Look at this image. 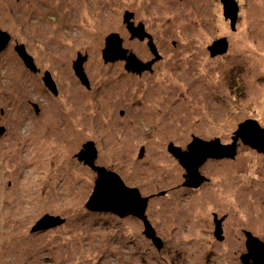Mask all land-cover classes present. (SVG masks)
Returning a JSON list of instances; mask_svg holds the SVG:
<instances>
[{
    "label": "rangeland",
    "instance_id": "374dc122",
    "mask_svg": "<svg viewBox=\"0 0 264 264\" xmlns=\"http://www.w3.org/2000/svg\"><path fill=\"white\" fill-rule=\"evenodd\" d=\"M219 1L0 0L10 35L0 55V264H240L246 232L264 242V152L240 140L233 159L208 158L207 180L187 190L169 151L194 137L231 144L247 119L264 127V0H234V25ZM126 13L162 56L151 74L103 59L112 33L141 62L152 58L148 41L130 40ZM78 54L88 87L73 70ZM89 141L96 165L149 198L160 250L140 218L85 207L97 175L76 154ZM214 214L224 217L219 238ZM45 215L64 222L32 234Z\"/></svg>",
    "mask_w": 264,
    "mask_h": 264
},
{
    "label": "water",
    "instance_id": "95a60500",
    "mask_svg": "<svg viewBox=\"0 0 264 264\" xmlns=\"http://www.w3.org/2000/svg\"><path fill=\"white\" fill-rule=\"evenodd\" d=\"M224 3L225 16L232 20V25L236 20L237 4L234 0H222ZM131 17V13H126L124 16L125 22ZM128 30L132 37L139 36L143 38L142 26L133 27L131 22H128ZM141 30L142 34H137ZM10 40V35L0 29V52L3 51ZM226 40L220 39L214 43V47L225 45ZM122 39L118 34L112 33L105 38V47L102 50L103 59L105 62L118 59H125L126 70L141 72L149 69L151 62H141L134 53L123 49L121 46ZM151 49L153 48L151 40H149ZM16 53L23 60L25 66L31 71H36L37 68L33 61V57L28 54L23 44L14 47ZM224 50L226 48H223ZM217 50V49H216ZM221 50V48H220ZM86 56L78 54V58L73 63V70L80 78V81L88 87V80L83 73L82 65ZM157 59V58H155ZM154 59V60H155ZM152 60V61H154ZM43 82L53 94H57L55 83L50 74L44 73ZM240 139L244 144L256 149L259 152H264V127H261L255 120L247 119L238 125L233 136L231 144L224 145L219 139L215 138L210 141H204L194 137L193 141L188 144L187 150L173 146L169 147V151L178 158L180 164L185 169L184 185L191 188L198 187L207 178L201 175L199 167L208 159L234 158L237 154V140ZM97 150L93 142L83 144L82 149L77 154L78 161L88 166L97 175L93 191L85 203V207L90 211H106L117 214L121 217L125 215H133L142 220L146 238L150 239L153 245L160 250L163 246L162 240L156 235L154 228L151 226L145 214L149 198L143 197L136 187L127 186L124 181L114 171L108 170L104 166L96 165ZM214 236H220L222 232L223 218H217L214 214ZM64 222L59 216L45 215L37 222V226L42 229H48ZM246 253L241 255L242 264H249V259L252 264H264V242L258 237L253 236L250 232L245 233Z\"/></svg>",
    "mask_w": 264,
    "mask_h": 264
},
{
    "label": "flooded vegetation",
    "instance_id": "af4514ba",
    "mask_svg": "<svg viewBox=\"0 0 264 264\" xmlns=\"http://www.w3.org/2000/svg\"><path fill=\"white\" fill-rule=\"evenodd\" d=\"M220 2V1H219ZM221 2H222V0H221ZM220 2V3H221ZM133 16V14H131V17ZM130 17V18H131ZM238 19V15H236V20ZM130 20V19H129ZM129 20L127 21V22H125L124 21V24H126V25H128V22H129ZM228 21V20H227ZM138 25V27L139 26H142V23H138L137 24ZM127 29H128V27H127ZM143 29V28H142ZM129 31V30H128ZM117 34V33H116ZM144 37L143 38H139V37H134V38H132L131 36H130V40H139V41H148V48H149V51H150V53L152 54V58L151 59H149L148 61H142L143 63H148V62H151V64H150V68L149 69H146V70H143V71H141V72H138L137 74L138 75H141V74H143V73H148V74H151V73H153V71H154V69H153V67H154V64H155V62H157L158 60H161L162 59V56H160L159 55V53H158V50H157V45L155 44V42H154V40H153V36H151V35H149V34H145L144 33ZM138 38V39H137ZM149 40H151V42H152V45H153V48L151 49V46L149 45ZM225 40H226V38H225ZM227 41V40H226ZM129 50V49H128ZM130 51V50H129ZM129 51L126 53V55H128V53H129ZM2 52V53H1ZM0 52V55H2L4 52L3 51H1ZM136 55V54H135ZM137 57V56H136ZM138 58V57H137ZM155 58H157V59H155ZM139 59V58H138ZM155 59V60H154ZM119 60V59H118ZM152 60H154V61H152ZM120 61H121V59H120ZM28 70H30V69H28ZM31 71V70H30ZM32 72H34V71H32ZM38 72V69H37V71H35L34 73H37ZM128 72V71H127ZM128 73H130V74H133L132 72H128ZM134 75V74H133ZM136 75V74H135ZM42 80H43V78H42ZM9 83L10 84H12V80H9ZM32 106H34L35 107V105L34 104H32ZM7 134H8V129H6V127H4V126H1L0 127V139H2V138H4V137H6L7 136ZM240 141V139H238V141L237 142H239ZM241 142V141H240ZM10 144L11 143H9V146H10ZM188 146V145H187ZM250 147V146H249ZM252 148V147H251ZM82 149V148H81ZM254 149V148H253ZM256 150V149H255ZM183 167V166H182ZM199 169H200V167H199ZM200 171V170H199ZM185 173H186V171H185ZM185 175V174H184ZM183 175V176H184ZM184 178H185V176H184ZM185 180H186V178H185ZM197 188V187H196ZM183 189H187V190H194L195 188H191V187H187V186H184L183 187ZM164 192V191H163ZM162 192V193H163ZM147 208V207H146ZM133 217H135V216H133ZM137 218V217H136ZM139 219V218H138ZM140 220V219H139ZM223 220H224V217H223ZM223 222V221H222ZM221 226H222V224H221ZM45 229H42V228H40V227H38L37 226V224H36V226H34V229H32L31 231H32V234H38V233H41V231H44ZM218 238V237H217ZM245 239H246V236H245ZM244 244H245V242H244ZM245 250H246V246H245ZM244 253H246V251H244L241 255H243ZM241 257V256H240ZM240 260V262H241V258L239 259ZM240 264H242V262L240 263ZM249 264H252V260L251 259H249Z\"/></svg>",
    "mask_w": 264,
    "mask_h": 264
},
{
    "label": "bare ground",
    "instance_id": "6f19581e",
    "mask_svg": "<svg viewBox=\"0 0 264 264\" xmlns=\"http://www.w3.org/2000/svg\"><path fill=\"white\" fill-rule=\"evenodd\" d=\"M263 54H264V52H263ZM48 135H49V133H48ZM78 154V153H77ZM77 154H76V157H77Z\"/></svg>",
    "mask_w": 264,
    "mask_h": 264
}]
</instances>
